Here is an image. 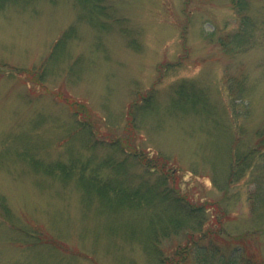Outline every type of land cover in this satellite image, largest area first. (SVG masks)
<instances>
[{
  "label": "rangeland",
  "instance_id": "1",
  "mask_svg": "<svg viewBox=\"0 0 264 264\" xmlns=\"http://www.w3.org/2000/svg\"><path fill=\"white\" fill-rule=\"evenodd\" d=\"M245 3L257 29L229 52L231 0H0V264H153L160 206L124 192L149 199L161 171L133 150L264 259V0Z\"/></svg>",
  "mask_w": 264,
  "mask_h": 264
},
{
  "label": "trees",
  "instance_id": "2",
  "mask_svg": "<svg viewBox=\"0 0 264 264\" xmlns=\"http://www.w3.org/2000/svg\"><path fill=\"white\" fill-rule=\"evenodd\" d=\"M231 1L238 14L239 25L225 38L219 37L218 42L227 51L237 52L252 41L257 25H255L253 18L246 13L248 12V3L246 4L245 0L243 2H241L242 0ZM59 42H55L54 46H57ZM31 72L34 73V71ZM258 136L259 150L261 151L258 153L252 151L250 154L260 155L259 162L257 161L255 165L254 154L252 156L247 154L246 159H248L247 168L251 169L255 165V171L258 169V163L261 162L259 169L263 170L261 177L257 178L256 176V183L260 188H263V190L260 189L263 192L258 196L252 193L253 195L250 194L248 197L251 214L259 223L262 217L254 213L258 207L264 209V131H259ZM133 155L140 161L142 160L143 162H141L145 163L147 168L152 169L158 166L161 171L160 181L151 184L155 194L149 199L140 193L143 182L134 187L133 190L124 192L125 197L127 196L126 199H129L130 208H134V213H132L134 215H139L141 213L139 209L144 205L152 208H156L155 205L160 206L159 210L156 211L155 209L154 214L148 217L152 221L148 234L139 236L150 238L153 242L145 247V251H148L154 259L153 264H264L263 258H258L253 250L247 249L242 237L226 232L223 223L229 215L220 206V203L209 202L205 204L201 202L197 204L192 202L188 195L180 192L177 186V178H169L170 175L166 168L168 159L165 155L156 154L147 159L144 152L134 150ZM250 160H252L251 164H249ZM238 161L240 164L241 158ZM93 180L97 182L95 179ZM118 190L122 191V188L118 187ZM158 212L161 213L158 214ZM263 213L264 211L261 213L262 216ZM169 232L176 233L179 238L172 247L167 248V251L164 252L154 241L161 240L162 236L168 238ZM130 234L134 235L135 232L132 231Z\"/></svg>",
  "mask_w": 264,
  "mask_h": 264
}]
</instances>
